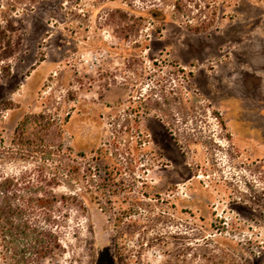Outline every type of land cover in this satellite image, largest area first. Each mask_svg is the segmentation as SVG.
<instances>
[{"label":"rangeland","instance_id":"rangeland-1","mask_svg":"<svg viewBox=\"0 0 264 264\" xmlns=\"http://www.w3.org/2000/svg\"><path fill=\"white\" fill-rule=\"evenodd\" d=\"M28 115L96 181L41 264H264V0H0V152Z\"/></svg>","mask_w":264,"mask_h":264},{"label":"trees","instance_id":"trees-1","mask_svg":"<svg viewBox=\"0 0 264 264\" xmlns=\"http://www.w3.org/2000/svg\"><path fill=\"white\" fill-rule=\"evenodd\" d=\"M39 119L44 117L25 116L15 129L13 146H3L0 152L13 154L28 148L41 154L40 162L31 170L18 175L0 173V264H41L48 253L62 248V228L69 219L72 197L59 188L74 177L79 180L81 167L45 144L40 134L38 141L33 139L29 128L37 122L42 124ZM50 128L48 121L44 129ZM107 154L104 152L105 157ZM80 179L87 188L96 186L91 169ZM100 180L106 181L103 177Z\"/></svg>","mask_w":264,"mask_h":264}]
</instances>
